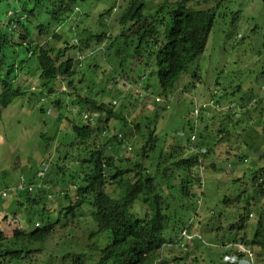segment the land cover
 Returning a JSON list of instances; mask_svg holds the SVG:
<instances>
[{
	"label": "trees",
	"instance_id": "obj_1",
	"mask_svg": "<svg viewBox=\"0 0 264 264\" xmlns=\"http://www.w3.org/2000/svg\"><path fill=\"white\" fill-rule=\"evenodd\" d=\"M68 1L75 4L79 0ZM226 1L228 3L231 1L233 5L238 4L235 15L237 21H240L245 13L254 38L260 28H263L256 23L255 17L258 11L246 12L242 0ZM1 2L5 3L0 7V85H3L5 80L8 81L7 77L17 72L14 68L16 64L9 61L12 58L9 50L12 46L30 48L28 11H35L30 6L40 0H20L18 3L16 0H0ZM147 4V0H129L128 8L119 20L124 35L122 36L121 33L110 41L114 43L123 39L126 42V39L132 36L140 38L141 42L147 41L153 46L158 58L156 74L165 95L170 91L174 93L175 84L183 74L191 80L187 87H196L199 77L192 76L187 70L196 61L198 62L205 52L209 33L214 26L215 13L211 8L203 7L206 4L203 0H163L152 9ZM35 19H38L37 16ZM128 23L133 26H127ZM237 24L232 27L237 29ZM163 29L168 35V41L174 44L169 46L172 49H163L159 45L157 36ZM101 37L107 36L102 33L97 36V41L100 42L103 39ZM233 54L245 58L243 54L238 55L229 50H226L223 56L229 62ZM66 60L64 57L59 67L55 69L42 65L45 78L51 85L54 84L49 90L50 94L59 92L61 83L67 82L68 87L73 86V79L77 76L80 82L86 80L85 69L80 68L78 62L75 67L73 59ZM65 79L67 81H63ZM215 83L218 87L220 78H217ZM70 95L78 99V94ZM230 95H233V92L216 90L210 95V105L215 107V111L221 110V104L228 100ZM86 99L101 115V119L98 118L95 121L96 126L91 125V127L81 128L78 124H74L72 132L68 134L58 133L56 124L62 119L64 102L59 98L49 101V105L58 108L59 112L52 118L44 117L43 121L51 131L41 136V147L45 153L41 155L37 152L35 155L40 157V160L52 162L53 167L51 166L52 169L33 190L30 191L24 185L22 189L15 187L10 191L8 199L10 198L11 201L7 199L6 203L10 204L5 206L9 211L7 217H10L8 228L10 234L6 237L5 233L0 231V264H35L33 257L36 253L42 252L44 245L55 236L56 232L63 230L60 225L69 229V242L73 244L71 243L70 249L63 247L64 252H59V256H55L50 251L48 255L55 257L53 264H88V261L90 264H186L187 262L195 264L198 254L193 246L192 251L189 252L188 249L196 238L202 240L201 236L195 237L197 234L193 232L194 230L198 232L202 222L201 211L196 208L200 207V203L192 207L194 219L198 218L197 222L193 217L183 221L174 213H180L186 206V201L195 203L203 195L197 190L203 191L205 171L211 169V174L217 181L231 180L219 176L226 172V169L216 165L215 162L222 154L215 149L227 140L231 132V126L239 115L238 112L234 113V109L239 108L240 113L244 115L251 114L254 104L258 101L257 97H253V89L247 87L237 106L230 104L224 109L232 118L226 117L223 127L217 129L214 142H207L205 133L199 135L198 128L201 126L198 122L190 127L193 138L189 131L188 134L183 132L184 142L163 144L162 149L155 151V156L151 157L147 154L148 147L154 145L155 138L150 135L146 143L135 147L140 148L141 154L138 152L130 159L116 155V148L127 147L129 143H125V132L118 137L111 133V128H114L115 122H120L121 128L125 131V127L134 120L117 113L112 100L98 103L94 99ZM45 112L46 109L41 110V114ZM211 114L213 112L208 110V105H204L198 117L203 119L205 115ZM192 115L194 118V111ZM143 122L141 124H145L144 120ZM135 130L137 134H141L142 127L135 124ZM258 132L263 136V143L257 140L255 142L252 133L249 139L242 142L240 148H228L223 153L230 154L231 157L228 159L235 167L236 173L242 172V176L229 185L238 182L240 190L236 188L224 198V204L232 213L230 230L236 233V240L228 245L224 243V247L232 248L226 250L223 260L232 254L239 257L244 255V252L235 245H245L246 250L251 252L254 246V249L258 250L257 253H264V126ZM94 134L106 135V142L98 146ZM54 138L58 141H54ZM136 142L137 140L131 145ZM178 143L181 145H177ZM67 144L70 145L63 157L62 150L57 147L64 148ZM32 154L33 152H29L28 156ZM249 158L252 162L246 165ZM151 159L155 162L148 163ZM61 166H65L63 170ZM153 166L164 178L173 182L163 188V182L156 181L151 175L150 169ZM231 172L228 170V174ZM194 185H197L196 191L192 189ZM175 191L178 192V196H175ZM173 202H177L180 209L174 211ZM143 208L145 212L141 217L138 213ZM254 212L259 216V227L254 238H249L245 229ZM76 223L88 230L90 244L84 239L83 247L80 246V239L85 230L77 236ZM179 223L182 224V228L177 230ZM183 230L186 231V235L181 236ZM64 237L61 234L60 239ZM64 240L68 241V238L65 237ZM224 264L231 263L224 260Z\"/></svg>",
	"mask_w": 264,
	"mask_h": 264
},
{
	"label": "rangeland",
	"instance_id": "obj_2",
	"mask_svg": "<svg viewBox=\"0 0 264 264\" xmlns=\"http://www.w3.org/2000/svg\"><path fill=\"white\" fill-rule=\"evenodd\" d=\"M127 1L87 0L80 2L82 13L80 17L84 26L90 27L87 36L99 35L105 26L108 27L109 32L113 36L121 35L118 29L119 20L127 8ZM162 1L147 0V5L152 9ZM241 2H244L246 12L258 11V15L255 17L256 23L264 28V0H242ZM229 3L224 7L226 10L227 8L237 10L238 4ZM225 14L219 17L216 22L215 32L212 33L210 38L212 42L209 44L206 55L204 53L203 57L200 56L198 62L196 61L187 70L192 76L197 75L199 77L200 80L196 87H187L191 80L187 78V75L183 74L175 84L174 93L172 94V91H170L165 95L155 71L154 47L150 46L147 41L141 42L140 38L132 36L126 39V43L114 41V43L110 44L112 47L111 55L96 57L101 65L98 70L89 67V65L86 67V80H91V87H94L92 94L89 92L90 89L87 84L80 83L78 86L79 96H86L90 93L93 97L103 98L105 101L113 99L117 102L115 111L130 120H134L133 123L125 127V131L121 128L122 124L120 122H115L114 128H111V133L116 136L125 132V143H129V147L116 148L115 153L117 156L128 159L133 158L139 152H135L134 148L146 143L150 135L155 138L154 146L157 151L162 149L163 144L184 142L185 135L182 131L185 129V134L189 133L186 128L188 124L195 122L192 115L195 108L198 105L202 106L205 103H210V95L215 93L216 90L217 92H233V95H230L229 99L221 104V110L215 111V107L209 105L208 110L213 112V114L207 115L206 119L199 121L201 126V128H198L199 135L205 133L204 136L207 137V142H214V135L217 133V129L223 127L226 117L230 116L224 109L229 107L230 104L237 106L247 87L253 89V97H257L258 101L254 104L251 114L244 115L240 113L241 110L239 108L234 109V113L238 112L239 115L231 126V132L227 140L219 144L220 146L215 149L216 152L219 151L222 154L218 160L216 159V165L226 169V172L219 176H224L231 180L228 182L217 181L216 177L211 174V169L205 171L203 191L197 190V192H200L199 194L202 195L203 193V195L195 203L190 200L186 201L187 203H185L186 206L183 210L180 213H174L178 214V218L183 219V221L190 220L191 217L194 219L192 207L194 205L198 206L199 204L197 203H200V207L196 208L201 211L202 222L198 232H195V230L193 232L197 234L195 237L201 236L202 240L196 238L188 249L189 252L192 251L191 247L193 246L198 254L196 256L198 260L195 264H224V254L226 250L232 247H224L223 245L224 243L228 245L236 240V233L230 230L231 219H233L232 213L227 205L224 204V198L233 193L234 189L240 190L238 182L232 184V186L229 185L233 180H237L238 177L242 176V172L236 173L235 167L230 164V159H228L231 157L230 154L223 153L228 148H240L242 142L245 139H249L252 133L255 142L257 140L263 143V136L258 131H261L262 126H264V29L260 28L258 34L253 38L251 26L249 21L246 20L245 13L237 26V29L239 28L238 31L231 25L233 16ZM99 22L104 23L105 26L100 25ZM70 26L68 25L69 28ZM58 27L59 24H55V28ZM64 30L65 28L62 30L63 33ZM237 34L242 35L243 38L237 40ZM226 50L231 53L236 52L238 55L243 54L245 58L233 54L230 61L227 62L226 57L223 56ZM201 57L202 62H200ZM115 76L126 77L122 78V81L111 83V78ZM143 77L145 80L142 82L136 81H140ZM217 78H220L218 87L215 83ZM244 78L246 79L244 80ZM78 79L79 76L75 77L74 83H77ZM127 95H130L128 97L131 101L133 100V104L126 99ZM41 97L42 95L39 91L35 94L29 93L25 97L16 99L7 109L0 110V192L12 191L17 183H24L25 186H28L34 181L32 176L34 171H38L42 163L39 160L32 161L28 156L29 152L35 149H38L41 155L45 153L41 147L40 135L42 133L48 134L51 131L48 126L43 124L44 117L39 115L42 104ZM157 98L162 101L158 102ZM44 107L56 111L49 103H45ZM81 109L86 111L88 107L84 103L79 104L73 110V117H69V119L79 122L80 119L76 112ZM93 113L97 118V113ZM47 118H50V116H47ZM143 120L145 124H141L144 123ZM135 124H139L142 127L141 134H137ZM148 126L150 127L148 128ZM18 127L23 128V130L21 132L17 131ZM203 129H205V132ZM94 136L97 137L95 143L98 146L106 142V135L94 134ZM135 140H137L136 144L131 145ZM177 145L180 146L181 143ZM64 152L65 149L62 150L61 156H63ZM163 153L165 152L163 151ZM238 154L240 155L241 152ZM149 156L153 157L155 153L149 151ZM1 160L4 162H1ZM152 162L154 163L155 160L151 159L148 161V163ZM251 162L252 160L249 158L246 165H250ZM208 164H210V161ZM161 168L163 169V166ZM228 170L232 171L231 174H228ZM150 171L156 181L163 182V188L168 186V183L173 182L164 178L161 173L154 169V166ZM22 177L24 181H22ZM196 186H193V191H196ZM8 194L10 195V193ZM175 196H178L177 191H175ZM7 201H11V199L9 198ZM177 202L172 203L173 207H177L172 208L174 211L180 209ZM9 204L5 201L4 209H0V229L5 232L10 227L7 223L9 219H4L7 211L5 206ZM144 212L145 209L143 208L137 213L142 217ZM197 220L198 218L196 217L194 221L197 222ZM258 220L259 216H256L254 212L245 229L249 238H254L256 229L259 227ZM75 226L77 228V236L81 235L82 231L85 230L80 239V246L83 247V240H88V230L84 229L83 225L79 223H76ZM60 227L63 230L56 232L55 236L51 237L50 241L44 245L42 252L35 254L33 257L35 258V264H53V258L55 257L48 255L50 251L55 256H59V252H64V248L70 249L72 247L73 243L69 242V229L63 226ZM177 227V230L181 229L182 224L179 223ZM61 234L67 237L68 241L64 240L65 237L60 239ZM87 244H90L89 240ZM75 250H77V247ZM253 252L255 253L253 255L254 264H264V253H257L258 250L254 249V246ZM88 264H90L89 261ZM186 264H189V262Z\"/></svg>",
	"mask_w": 264,
	"mask_h": 264
},
{
	"label": "clouds",
	"instance_id": "obj_3",
	"mask_svg": "<svg viewBox=\"0 0 264 264\" xmlns=\"http://www.w3.org/2000/svg\"><path fill=\"white\" fill-rule=\"evenodd\" d=\"M20 0H16L18 3ZM87 0H79L75 4L72 2H69L68 0H40V2L33 4L30 7H33L35 11L31 12L28 11V16L30 17V21L28 20V27H29V33H30V40L28 41V45L30 46L29 49H26L24 47L19 46H12V48L9 50L12 58L9 60L11 63L14 62L16 66L14 67L17 72L7 77V80H5V83L3 85H0V110L1 109H7L16 99L25 97L27 94L32 93L35 94L36 92H40L42 95L41 97V109H40V116L41 117H47L57 115L59 112L58 108H54L56 111H52L50 108H45L44 104L49 103V101H54L57 98L62 101L65 104V109L62 111V119L58 121L57 129L58 133H70L72 132V127L74 124H78L79 127H91V125H95V121H97L98 118L101 117L99 113H97L94 110V107L92 105H89V101H87L86 98L94 99L98 103L104 102L105 100L103 98H96L93 97L92 91L94 87H91V80L90 81H82L78 79L77 83H74L73 86L68 87L67 82L61 83V87L59 92L55 93H49V90H51L52 86L49 83V80L45 78L44 71L42 69V65H46L51 68H57L59 67L62 60L67 59L66 61L73 59L74 64L76 67V62L79 63L80 68L86 69V67H91L96 70H98L101 65L97 61L96 57H107L112 54V47L110 44L112 42L110 41L115 36H113L112 33L109 32L108 27L104 25V23L99 22L100 25L105 26L104 29L99 33L101 35L102 33H105L107 37H101L103 38L100 42L97 41V36H87L88 30L90 27H85L83 24V21L81 19V10H80V2H85ZM129 1V0H128ZM127 1V2H128ZM204 3H206L203 7L204 8H211V11L215 13L214 16V26L209 33V40L211 38V35L213 32H215V25L219 17H222L224 13L231 14L233 16L231 25L234 26L235 24H239L241 22L237 21L235 18V15H237V10H231L227 8V10L224 8L228 5V2L226 0H203ZM5 5L3 2L0 3V7ZM115 8V7H114ZM128 8V5H127ZM126 8V9H127ZM125 9V10H126ZM25 8L23 9L24 12ZM226 11V12H224ZM20 12V11H19ZM22 12V13H23ZM31 12V13H29ZM21 13V14H22ZM125 13V11L123 12ZM35 16H37V20L35 19ZM122 16V15H121ZM55 24H59L58 28H55ZM237 24V25H238ZM68 25H71L70 28ZM127 26H133L131 24H127ZM94 27V26H92ZM65 28L64 33L62 30ZM119 31L122 33V36L124 35L121 29V26H118ZM61 30V31H60ZM130 35V34H129ZM168 35L165 34V30L163 29L162 33L157 36V39L159 41V45L165 48H169V46H173L174 44H171L170 41H168ZM243 36L240 34H237V40L242 38ZM122 38V37H121ZM207 42L205 46V55L209 49V44L212 42V39ZM109 41V42H107ZM121 43H126L125 40L120 39ZM172 49V48H169ZM42 55V56H41ZM204 55V54H203ZM202 55V57H203ZM156 59V66L155 71L157 69V55L155 54ZM97 66V67H95ZM28 70V71H27ZM126 76H115L111 78V83H116L117 81H122V78ZM145 80L143 77L140 81L136 80L137 82H142ZM67 81V79L63 80ZM74 81V79H73ZM80 83H85L88 85L90 89V93L86 96H79L78 93V86ZM66 85V86H65ZM71 93L78 94V99L76 97L74 98L71 96ZM130 95H127L126 99H128L131 103H133V100L131 101L129 99ZM112 103L114 106L117 105V102L113 99ZM109 100V101H110ZM107 101V102H109ZM158 102H161L162 100L160 98H157ZM84 103L88 109L86 111L78 110L76 113L80 119L79 122H76L74 120L69 119V117H73V110H75V107L79 104ZM211 103H205L204 105H210ZM204 105H198L194 110V123H190L187 126V129L189 133L191 134V125L197 124L199 121H203L206 119V115L203 119H199V111L202 110ZM53 108V107H52ZM46 109V112L41 114V110ZM96 112L98 117L96 118L94 116V113ZM33 115V113H31ZM101 119V118H100ZM199 119V120H198ZM53 122V121H52ZM43 124L47 126V124ZM55 124V123H54ZM96 126V125H95ZM23 128L18 127L19 132H21ZM65 131V132H62ZM185 133V129L183 131ZM94 133V132H93ZM46 133H42L41 136ZM193 138V134H191ZM120 136V134H118ZM54 141H58L56 138H54ZM70 144H67L64 148L63 147H57L60 150H67ZM44 146V145H43ZM129 146H127L128 148ZM136 151H139L140 148ZM149 151L155 153V146L148 147L147 154L149 155ZM33 154L29 157L30 160L35 161L39 160L42 161L38 171H34L33 177L34 181L31 182L27 188L31 191L34 189L36 184H39L45 174L51 170V166L53 167L52 162H48L46 160H40V157H37L35 154L39 152L38 149H35L32 151ZM31 152V153H32ZM156 154V153H155ZM1 162H4L1 160ZM62 170L65 166H61ZM155 178V177H154ZM156 180V179H155ZM22 181H24V178L22 177ZM24 187V183H17L16 189H22ZM10 191H2L0 192V209H4L5 201L8 199ZM7 198V199H6ZM9 214V211H6V215L4 216V219L8 220L10 217H7ZM9 224V220L7 221ZM62 226V225H60ZM186 230V229H185ZM183 230V235H186V231ZM0 231H3L6 235V237L9 236L10 231L7 230L5 232L3 229H0ZM180 236V237H181ZM94 242V240H92ZM238 247L239 250L244 252V255L242 257H239L236 254H232L229 256H226L224 260L231 264H254V252L246 250L245 245H235V247Z\"/></svg>",
	"mask_w": 264,
	"mask_h": 264
}]
</instances>
